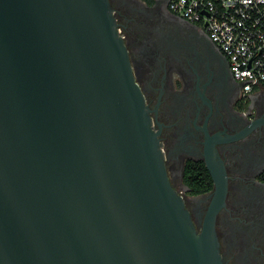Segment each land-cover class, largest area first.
Returning <instances> with one entry per match:
<instances>
[{
    "label": "water",
    "instance_id": "obj_1",
    "mask_svg": "<svg viewBox=\"0 0 264 264\" xmlns=\"http://www.w3.org/2000/svg\"><path fill=\"white\" fill-rule=\"evenodd\" d=\"M215 213L172 186L108 0H0V264H223Z\"/></svg>",
    "mask_w": 264,
    "mask_h": 264
},
{
    "label": "flooded vegetation",
    "instance_id": "obj_2",
    "mask_svg": "<svg viewBox=\"0 0 264 264\" xmlns=\"http://www.w3.org/2000/svg\"><path fill=\"white\" fill-rule=\"evenodd\" d=\"M108 1L196 229L216 210L223 264H264V91L242 95L207 34L172 14L169 0ZM187 164L209 189L184 185Z\"/></svg>",
    "mask_w": 264,
    "mask_h": 264
},
{
    "label": "built area",
    "instance_id": "obj_3",
    "mask_svg": "<svg viewBox=\"0 0 264 264\" xmlns=\"http://www.w3.org/2000/svg\"><path fill=\"white\" fill-rule=\"evenodd\" d=\"M168 10L207 34L242 95L264 91V0H169Z\"/></svg>",
    "mask_w": 264,
    "mask_h": 264
},
{
    "label": "trees",
    "instance_id": "obj_4",
    "mask_svg": "<svg viewBox=\"0 0 264 264\" xmlns=\"http://www.w3.org/2000/svg\"><path fill=\"white\" fill-rule=\"evenodd\" d=\"M199 168L195 166L185 167L183 183L186 187L195 189L196 191H204L210 188V183L203 180V175L199 172ZM193 175H196L193 177ZM198 176V178H197ZM194 178V180L192 179Z\"/></svg>",
    "mask_w": 264,
    "mask_h": 264
}]
</instances>
